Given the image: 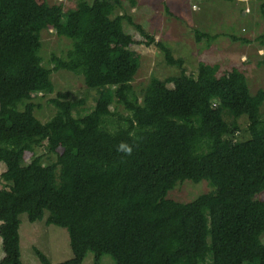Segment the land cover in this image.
Masks as SVG:
<instances>
[{
  "label": "trees",
  "instance_id": "1",
  "mask_svg": "<svg viewBox=\"0 0 264 264\" xmlns=\"http://www.w3.org/2000/svg\"><path fill=\"white\" fill-rule=\"evenodd\" d=\"M122 6L0 0V264H26L21 215L35 222L46 212L48 225L67 230L72 258L52 263L36 249L44 264H82L90 251L94 264L104 254L115 264H205L210 255L213 264H264V199H256L264 190V89L253 94L237 67L219 75L217 64L200 62L188 73L167 42L117 14ZM49 29L71 41L64 55H51L53 68L41 54ZM135 43L155 44L180 72L154 76L138 93ZM58 70L83 76L96 103L87 109L60 90L42 121L34 98L55 91ZM202 179L213 191L189 202L168 197L179 181Z\"/></svg>",
  "mask_w": 264,
  "mask_h": 264
},
{
  "label": "rangeland",
  "instance_id": "2",
  "mask_svg": "<svg viewBox=\"0 0 264 264\" xmlns=\"http://www.w3.org/2000/svg\"><path fill=\"white\" fill-rule=\"evenodd\" d=\"M47 3L63 4L66 10L74 8L78 0H44ZM92 1V0H89ZM260 0H123V6L117 14H128L141 23L144 28L157 40L167 42L174 50L176 57L184 59V66L188 73L196 74L200 62L217 64L218 74H224L234 67L239 68L247 77L250 90L255 94L264 89V17L259 12ZM169 9V11H168ZM124 29L133 34L137 41L145 38L128 21ZM199 30V31H198ZM217 35L209 39L200 36L198 32ZM233 36L237 38H233ZM245 38L244 41L243 39ZM41 54L44 64L53 68L50 61L52 54L64 55L71 47V41L57 35L53 29L43 30L41 33ZM133 48L141 55V66L133 81V85L141 92L152 77L165 78L180 72L177 65H168L161 50L155 45L135 43ZM55 91L48 94L35 95L34 101L42 104L37 110V116L46 121L55 113V107L49 102L60 90H69L72 98H84V106L90 109L96 103L97 91L86 86L81 75L67 70L52 73ZM118 111L126 115L127 111L118 105ZM242 128L248 125L246 117L241 118ZM248 137L244 131L240 139ZM42 152V148L37 149ZM54 155H48L45 161L50 162ZM29 157H26V161ZM6 170V164L0 163V174ZM3 181L0 177V188ZM213 191L209 180L199 182L191 180L179 181L168 192V197L180 202H189L203 193ZM256 199H264L262 190ZM31 222L26 214L21 215L22 259L26 264H44L37 254L39 249L52 262L58 263L72 258L70 237L65 228L54 224H47L45 219ZM264 241V235H263ZM4 254L0 237V257ZM94 254L88 252L82 264H94ZM101 264H115L112 257L104 254ZM205 264H213L210 255Z\"/></svg>",
  "mask_w": 264,
  "mask_h": 264
},
{
  "label": "crops",
  "instance_id": "3",
  "mask_svg": "<svg viewBox=\"0 0 264 264\" xmlns=\"http://www.w3.org/2000/svg\"><path fill=\"white\" fill-rule=\"evenodd\" d=\"M1 246H2V239H1ZM5 254L1 255L0 259L4 257Z\"/></svg>",
  "mask_w": 264,
  "mask_h": 264
}]
</instances>
